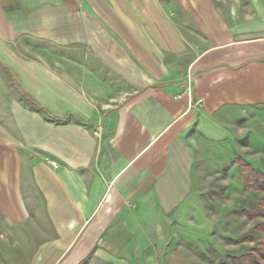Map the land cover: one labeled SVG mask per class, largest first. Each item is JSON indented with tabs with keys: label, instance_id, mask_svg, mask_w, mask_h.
Returning <instances> with one entry per match:
<instances>
[{
	"label": "crops",
	"instance_id": "crops-1",
	"mask_svg": "<svg viewBox=\"0 0 264 264\" xmlns=\"http://www.w3.org/2000/svg\"><path fill=\"white\" fill-rule=\"evenodd\" d=\"M40 2L5 14L3 35L65 49V73L32 99L44 115L19 110L32 120L18 140L5 129L0 214L9 227L43 216L51 233L33 264H154L163 231L202 218L203 174L264 112V20L176 0L190 33L167 0Z\"/></svg>",
	"mask_w": 264,
	"mask_h": 264
},
{
	"label": "rangeland",
	"instance_id": "rangeland-1",
	"mask_svg": "<svg viewBox=\"0 0 264 264\" xmlns=\"http://www.w3.org/2000/svg\"><path fill=\"white\" fill-rule=\"evenodd\" d=\"M23 1L0 0V175L1 172L5 174V165L2 163V148H5V136H8L5 135V129L10 131L11 138L18 140L16 127L19 120H32L20 118L22 112L19 110L37 111L44 115L47 103L34 104L32 99L40 96L44 99L43 95L49 93L51 75L62 79L65 73L60 68L66 61L65 49L29 37L5 40L2 32L5 14L9 18H17L19 13L22 15L34 8V0H25V5ZM69 1L41 0L38 6L67 4ZM175 1L167 0L176 21L182 30L192 33L193 25L188 14ZM211 1L226 20L232 16L242 22L258 18L264 20V0ZM187 43L193 47L200 44L194 38H187ZM244 119H247L243 124L249 132L238 140L232 158L242 153L254 167L264 171V112ZM46 120L49 121L48 118ZM239 130L235 127V137L242 135ZM243 144L248 147H243ZM30 154L27 151V156ZM232 158L222 160L225 164L219 161L216 171L209 167L210 170L203 174L202 218L198 220L196 217L195 224H171L174 228L163 231L162 237H167L166 244L154 246V264H231V257L246 254L255 247L262 236L256 230L261 220L248 221L242 212L256 206L263 195L243 189L241 169L232 164ZM0 185L3 187L2 183ZM25 195L32 207V191H27ZM43 219L40 214L36 217L31 214L28 223L9 227L0 214V264H33L38 245L51 233Z\"/></svg>",
	"mask_w": 264,
	"mask_h": 264
},
{
	"label": "trees",
	"instance_id": "trees-1",
	"mask_svg": "<svg viewBox=\"0 0 264 264\" xmlns=\"http://www.w3.org/2000/svg\"><path fill=\"white\" fill-rule=\"evenodd\" d=\"M264 149V147L262 148ZM232 164L241 169L240 180L244 190L252 193L262 194L256 206L244 210L242 214L248 221L260 219L261 222L256 226V230L262 235L255 247L248 253L238 257H231V264H264V171L254 167L244 156L236 155L232 158ZM231 163V161H230ZM248 241L253 242L251 238Z\"/></svg>",
	"mask_w": 264,
	"mask_h": 264
}]
</instances>
